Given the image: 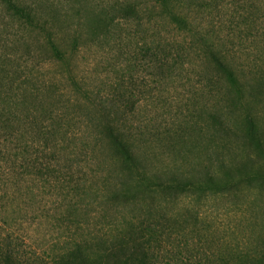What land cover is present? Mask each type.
Listing matches in <instances>:
<instances>
[{
    "label": "trees",
    "instance_id": "obj_1",
    "mask_svg": "<svg viewBox=\"0 0 264 264\" xmlns=\"http://www.w3.org/2000/svg\"><path fill=\"white\" fill-rule=\"evenodd\" d=\"M115 34L127 65L79 75L81 46ZM30 61L60 63L68 88ZM140 69L163 91L196 72L197 104L171 139L137 124L145 90L127 75ZM249 100L264 103V0H0V216L45 209L66 232L54 264H160L177 235L199 232L176 203L252 180L238 165V140L260 144ZM97 210L102 227L87 231Z\"/></svg>",
    "mask_w": 264,
    "mask_h": 264
},
{
    "label": "rangeland",
    "instance_id": "obj_2",
    "mask_svg": "<svg viewBox=\"0 0 264 264\" xmlns=\"http://www.w3.org/2000/svg\"><path fill=\"white\" fill-rule=\"evenodd\" d=\"M65 32L66 28L63 35ZM115 35L105 47L97 44L81 46V50L74 54L72 64L79 75L88 78L115 76L118 67L127 65L125 53H130L127 40ZM43 62L30 61V67L36 64L44 77L59 74L63 78L61 86L68 88L67 73L58 72L62 69H59L60 63ZM194 75L196 72L188 73L191 80L187 79L185 85L171 84L163 91L150 72L140 69L133 77L128 74L129 82H137L145 90L139 95L143 105L139 110L138 126L150 134L158 133L163 140L171 139L170 132L181 128L179 124L186 119L187 109L197 104L194 90L199 82ZM248 105L254 109L260 144L238 140V165H248L252 180L239 185L238 196L217 194L200 202L184 198L176 203L172 209L175 214L185 212L184 206L197 213L191 218L189 228L195 225L199 232L177 235L176 243L164 247L160 264H205L210 257L224 252L238 256V264H264V103L249 100ZM197 155L203 154H196L193 162L198 161ZM103 213V210L93 212L92 221L86 225L87 231L102 227ZM44 214L42 208L14 211L9 217L6 214L0 216V264H54L53 258L66 242V232L58 229ZM11 217L16 218L15 222L11 223ZM6 218H11L9 223Z\"/></svg>",
    "mask_w": 264,
    "mask_h": 264
}]
</instances>
